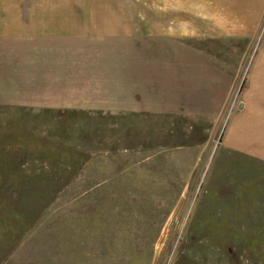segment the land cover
<instances>
[{
	"label": "rangeland",
	"instance_id": "1",
	"mask_svg": "<svg viewBox=\"0 0 264 264\" xmlns=\"http://www.w3.org/2000/svg\"><path fill=\"white\" fill-rule=\"evenodd\" d=\"M65 3L69 50L126 71L116 110L0 106V264H264V159L228 136L264 0Z\"/></svg>",
	"mask_w": 264,
	"mask_h": 264
},
{
	"label": "crops",
	"instance_id": "2",
	"mask_svg": "<svg viewBox=\"0 0 264 264\" xmlns=\"http://www.w3.org/2000/svg\"><path fill=\"white\" fill-rule=\"evenodd\" d=\"M65 1L61 3L59 0V4H53L52 0H30L31 4L25 6L23 4L26 0H0L2 108L21 110L20 116L32 111H49L53 112L49 114L56 115L67 108L116 110L112 104L106 107L94 106L100 105L96 102L98 98L93 97L94 86L100 83L107 88V84L101 82L100 78L110 80V74L115 76L126 69L110 72L101 68L100 71L99 63L92 62L93 55L85 56L80 50L79 54H74L69 50V44L82 43L81 40L79 43L74 42L75 38L67 35V28L75 29L77 23L69 22ZM233 1L236 6H241L242 12L259 3V0ZM102 19L105 22L113 21L105 19V16ZM167 62L166 71L173 73L174 63L169 60ZM154 70L156 77H161L163 83L164 71H159V75L157 68ZM107 74L110 78L105 77ZM118 78L121 77L111 78V83H115ZM116 85L121 87L118 83ZM242 99L244 108L233 115L234 127L230 129L229 139L239 147L251 148L264 159V51L252 63ZM155 102L151 108L155 107L157 111L159 105L157 100ZM135 107H130V110H135Z\"/></svg>",
	"mask_w": 264,
	"mask_h": 264
}]
</instances>
